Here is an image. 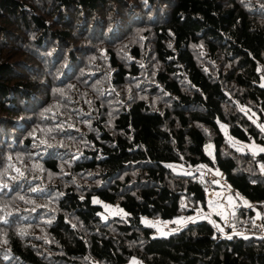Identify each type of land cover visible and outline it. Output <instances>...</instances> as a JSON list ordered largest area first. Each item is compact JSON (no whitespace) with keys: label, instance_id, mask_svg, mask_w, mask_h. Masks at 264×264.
<instances>
[{"label":"trees","instance_id":"1","mask_svg":"<svg viewBox=\"0 0 264 264\" xmlns=\"http://www.w3.org/2000/svg\"><path fill=\"white\" fill-rule=\"evenodd\" d=\"M262 5L0 0V264H264L263 237L142 221L206 213L221 185L200 166L237 194L233 224L264 212Z\"/></svg>","mask_w":264,"mask_h":264},{"label":"rangeland","instance_id":"2","mask_svg":"<svg viewBox=\"0 0 264 264\" xmlns=\"http://www.w3.org/2000/svg\"><path fill=\"white\" fill-rule=\"evenodd\" d=\"M208 145H211V144L208 143L206 145V148ZM261 147H263V146H261ZM251 149H253L252 151L258 153V150H256L255 148H251ZM207 151L209 152L208 149H207ZM210 151L212 154V147H211ZM176 168H177V166H176ZM199 170L202 171L203 173H206V175L209 178H211L213 181H218V183H217L218 185H221V188L219 190L213 189V190H215V191H213L211 189H208L206 192L207 204H209V201H214L216 203V206L208 205L210 207V209H208V211L206 213H203L199 217L192 216L191 217V218H193L192 220H189L188 219L189 217H184L183 218L184 223H182V224L173 223V221H175V220L170 221V220H164L161 218L144 217L142 219V221L147 220V221L151 222L152 224H156V227H155L157 229L156 235H158V236L168 235L174 231L179 230L182 226H184L185 224H188V222H193L194 220L196 221V220H200V219H204V220H208V221L211 220L212 222H215V224H218L220 226V228L223 229V231H220L222 233V235L223 236L228 235V233L224 231V227L227 225V223H230V221H231L232 205L237 204L239 202V200L237 199V194L232 193V189L225 184L223 174H221L219 172H218L219 174H217V171H214V170L207 168V167L199 168ZM192 171H195V170H192ZM192 171H188V172H192ZM224 186H226V187H224ZM217 195H221V196H217ZM228 197H232L231 203L229 202ZM240 202H242V201L240 200ZM102 205H104V211L102 213L104 218H109L111 216L127 218V215L113 214V213H116L118 210H123V213L127 214V212L123 208H121L119 206H114L112 204H106V203H102ZM106 205L110 206V208L108 210H106V208H105ZM218 213H220V214H218ZM222 216H226L227 219L222 218ZM204 217H210V220L207 218H204ZM157 222H159V223L157 224ZM231 223H232V221H231ZM162 233H164V234H162Z\"/></svg>","mask_w":264,"mask_h":264},{"label":"snow or ice","instance_id":"3","mask_svg":"<svg viewBox=\"0 0 264 264\" xmlns=\"http://www.w3.org/2000/svg\"><path fill=\"white\" fill-rule=\"evenodd\" d=\"M242 2H243V0H242ZM261 7H264V5H262ZM261 86L264 87V85H261ZM241 111H245V109L241 108ZM258 126L261 127V131H264V125H258ZM221 128L223 129L224 128V125H221ZM49 131H51V130H49ZM225 131H226V129H225ZM41 143L44 144V143H46V141H43L42 140ZM48 146L49 147H52V145H48ZM211 147H212L211 145H208L207 146V149L209 150V155H211V151H210L211 150ZM258 152L259 153H264V147H259L258 148ZM256 154H257L256 152H253V155H256ZM8 159L11 160L12 158L9 157ZM36 167H39V165H37ZM169 167H171V166H169ZM202 167H204V166H200V168H202ZM9 168H11L13 171H15L17 173V176H11V177H9V179L16 180L18 177L19 178H24V173L20 170V168L14 167L11 164L9 165ZM197 170L199 171V168ZM261 170L264 171V164L261 165ZM185 174L186 175H191V173H185ZM217 174H219L218 171H217ZM213 182L214 183H218V181H213ZM5 191H11L10 185L8 184V182L6 180H0V193H4ZM31 191L37 192V191H43V189H40V188H37V187H33L31 189ZM20 199H24V197L21 196ZM228 200L231 203L232 202V197H228ZM93 203H100V201L94 200ZM209 205L210 206H216V203L214 201H209ZM244 205L246 207H252L248 203V201H246V200L244 201ZM105 208H106V210H108L110 208V206H107L106 205ZM32 211H35V208H33ZM113 214L127 215L126 213H123V210H118L116 213H113ZM218 214H220V213H218ZM232 214L234 215V213H232ZM13 215H14V213H12V212H6L3 216H0V225H9L10 218ZM256 216H257L258 219L261 218L260 212L257 211ZM204 218H207V219L210 220V217H204ZM222 218L227 219L226 216H222ZM188 219L189 220H192L193 218L189 217ZM48 222L51 223V221H48ZM143 222L147 226L156 227V224H152L151 222H149L147 220H145ZM210 222H212V221L210 220ZM158 223L159 222H157V224ZM173 223H175V224H182V223H184V221H183V218H180V219H177V220L173 221ZM212 223L214 224L215 227H217L218 230L223 231V229L220 228V226L218 224H215V222H212ZM252 223L255 226V221H252ZM0 231H2V229H0ZM26 234H27L26 230L23 229V228H21L20 231H19V235L24 236ZM162 234H164V233H162ZM228 238L231 239V236H229ZM5 243H7V241H5ZM132 264H138V262L136 260H133L132 261Z\"/></svg>","mask_w":264,"mask_h":264},{"label":"built area","instance_id":"4","mask_svg":"<svg viewBox=\"0 0 264 264\" xmlns=\"http://www.w3.org/2000/svg\"><path fill=\"white\" fill-rule=\"evenodd\" d=\"M247 201L252 206L249 208H254L261 214V218L255 221V226L253 223L232 224L230 221V223H227V225L224 227V231L228 234H236L240 236H259L264 238V212L260 210L257 202L251 200Z\"/></svg>","mask_w":264,"mask_h":264},{"label":"crops","instance_id":"5","mask_svg":"<svg viewBox=\"0 0 264 264\" xmlns=\"http://www.w3.org/2000/svg\"><path fill=\"white\" fill-rule=\"evenodd\" d=\"M259 147H261L260 145H253V146H251L250 148H255L256 150H258V148ZM207 188H209V189H211L210 187H207ZM211 190H213V189H211ZM213 191H215V190H213ZM217 196H221V195H217ZM209 205V204H208Z\"/></svg>","mask_w":264,"mask_h":264}]
</instances>
